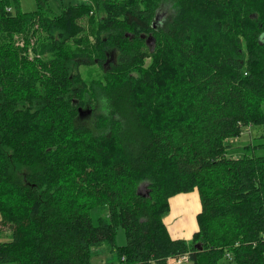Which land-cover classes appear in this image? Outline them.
Wrapping results in <instances>:
<instances>
[{"label":"trees","instance_id":"trees-1","mask_svg":"<svg viewBox=\"0 0 264 264\" xmlns=\"http://www.w3.org/2000/svg\"><path fill=\"white\" fill-rule=\"evenodd\" d=\"M51 1L0 0V264H264V154L228 156L264 139V0Z\"/></svg>","mask_w":264,"mask_h":264},{"label":"rangeland","instance_id":"rangeland-1","mask_svg":"<svg viewBox=\"0 0 264 264\" xmlns=\"http://www.w3.org/2000/svg\"><path fill=\"white\" fill-rule=\"evenodd\" d=\"M73 0H52L51 6L56 12H59L62 9V5L67 6L70 2ZM22 3V9L24 11H29L36 9L37 7V0H21ZM170 6L168 4H165V6L161 10V17H164L168 12L170 13ZM92 113H88L84 116V118L91 116ZM258 127H246L243 134L238 138H233L229 140V143L233 145L228 150V156L232 157H241L245 154H264V149L257 150L255 152L254 148L246 147L248 142L252 141L254 144H258L263 142L264 139H256L254 140L255 136L260 134V130H257ZM142 190L146 191V188L142 186ZM198 193V192H196ZM199 195V193H198ZM201 203V201H200ZM202 210V206H200ZM200 210V211H201ZM172 208L169 212L171 213ZM174 214L177 217L176 221H171L169 218V214L166 216V224L168 226V229L170 231V234L173 235V238H184L189 239L188 237L193 236V234L198 231V221H197V215L195 213H192V211H185L182 210L176 211L174 208ZM182 213V215L179 217V215ZM108 215V211L106 209H103L101 207L95 208L92 210V216L94 221L97 220L99 216H106ZM183 216V217H182ZM182 217V218H181ZM1 218V216H0ZM183 225H186V229H182L183 232H178V229L180 227H184ZM176 227V228H175ZM188 236V237H187ZM11 239V232L7 229H1L0 230V241H7ZM116 242L118 245H124L127 243L126 234L123 228H120L118 231V234L116 236ZM94 258H93V264H108L110 261H117V255L113 254L109 251L108 246L105 245L100 248H94ZM4 264H16V263H4Z\"/></svg>","mask_w":264,"mask_h":264},{"label":"crops","instance_id":"crops-1","mask_svg":"<svg viewBox=\"0 0 264 264\" xmlns=\"http://www.w3.org/2000/svg\"><path fill=\"white\" fill-rule=\"evenodd\" d=\"M196 192H198V191L194 190L192 192L180 193V194H177L176 196H174L170 199V210L172 208V211L169 214L170 215L169 218L171 219V221L177 220V217L175 216L174 211H173L174 208L176 211H180V210H182L183 212L192 211V213H194V215H195V213L197 215L200 212V210H201L200 206H202V205L200 203V197H199L198 193H196ZM181 215H182V213L179 215V217ZM165 222H166V218H165ZM183 226L184 227H180L178 229V232L181 233V232H183L182 229H186V225H183ZM191 237H188V238L190 239ZM168 264H178V263H176L175 260L169 258ZM181 264H186V263H181Z\"/></svg>","mask_w":264,"mask_h":264},{"label":"built area","instance_id":"built-area-1","mask_svg":"<svg viewBox=\"0 0 264 264\" xmlns=\"http://www.w3.org/2000/svg\"><path fill=\"white\" fill-rule=\"evenodd\" d=\"M170 258L175 260L176 263H178V264L187 263V261L189 259V254L179 255L177 257H170Z\"/></svg>","mask_w":264,"mask_h":264},{"label":"water","instance_id":"water-1","mask_svg":"<svg viewBox=\"0 0 264 264\" xmlns=\"http://www.w3.org/2000/svg\"><path fill=\"white\" fill-rule=\"evenodd\" d=\"M151 40V37L148 39V41H150Z\"/></svg>","mask_w":264,"mask_h":264},{"label":"bare ground","instance_id":"bare-ground-1","mask_svg":"<svg viewBox=\"0 0 264 264\" xmlns=\"http://www.w3.org/2000/svg\"><path fill=\"white\" fill-rule=\"evenodd\" d=\"M264 107V106H263ZM255 139V138H254ZM230 145V144H229ZM229 151V150H228ZM202 198V197H201Z\"/></svg>","mask_w":264,"mask_h":264}]
</instances>
